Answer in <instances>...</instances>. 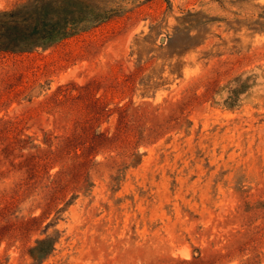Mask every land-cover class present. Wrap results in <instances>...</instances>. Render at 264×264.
I'll return each instance as SVG.
<instances>
[{
  "label": "rangeland",
  "instance_id": "obj_1",
  "mask_svg": "<svg viewBox=\"0 0 264 264\" xmlns=\"http://www.w3.org/2000/svg\"><path fill=\"white\" fill-rule=\"evenodd\" d=\"M96 1L0 53V264H264V0Z\"/></svg>",
  "mask_w": 264,
  "mask_h": 264
},
{
  "label": "trees",
  "instance_id": "obj_2",
  "mask_svg": "<svg viewBox=\"0 0 264 264\" xmlns=\"http://www.w3.org/2000/svg\"><path fill=\"white\" fill-rule=\"evenodd\" d=\"M98 5L96 0H29L12 10L0 11V53H23L38 47L46 48L121 15L115 10L105 11ZM118 110L122 111V108ZM78 141L73 137L64 142L75 149L74 144ZM77 150L73 151V162H79L87 155L86 151L77 154ZM44 244L48 245L47 249L38 253L39 247ZM53 250L54 240L45 238L37 241L29 254L32 259L40 261ZM238 252L244 251L238 249ZM219 257L222 255L217 253L215 258ZM254 259L249 258L242 264H254Z\"/></svg>",
  "mask_w": 264,
  "mask_h": 264
}]
</instances>
